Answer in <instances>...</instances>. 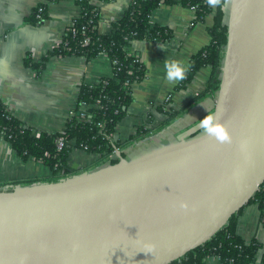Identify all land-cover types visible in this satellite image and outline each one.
Returning <instances> with one entry per match:
<instances>
[{
    "label": "water",
    "instance_id": "obj_1",
    "mask_svg": "<svg viewBox=\"0 0 264 264\" xmlns=\"http://www.w3.org/2000/svg\"><path fill=\"white\" fill-rule=\"evenodd\" d=\"M227 1L212 113L220 131L130 161L117 151V163L82 175L0 189V264H170L248 203L264 182V0Z\"/></svg>",
    "mask_w": 264,
    "mask_h": 264
},
{
    "label": "crops",
    "instance_id": "obj_2",
    "mask_svg": "<svg viewBox=\"0 0 264 264\" xmlns=\"http://www.w3.org/2000/svg\"><path fill=\"white\" fill-rule=\"evenodd\" d=\"M90 2L99 9L100 34L109 32L129 4V0ZM40 3L45 4V15L34 22L31 15ZM78 7L74 0H0V101L35 133L62 131L75 107L79 87L112 74L111 62L104 54L89 59L75 55H50L44 59L78 17ZM149 23L167 28L171 37L166 41L138 40L131 44V51L143 64L144 77L132 85L126 114L113 133L116 150L127 161L205 133L201 119L213 113L217 96V92L203 94L209 67L198 69L183 85L180 80L167 78L168 64L180 61L189 66L192 55L209 42L212 15L195 20L192 10L175 2L158 5ZM27 59L40 68L26 64ZM113 156L117 157V153L110 159ZM65 160L68 169L54 175L40 161L20 159L0 133V189L19 186L17 182L27 180L58 181L112 165L110 160L78 148L72 149ZM235 230L245 242L255 239L264 245V224L255 204L241 210ZM262 255L260 250L249 264H262ZM204 264H217V259L208 257Z\"/></svg>",
    "mask_w": 264,
    "mask_h": 264
},
{
    "label": "trees",
    "instance_id": "obj_3",
    "mask_svg": "<svg viewBox=\"0 0 264 264\" xmlns=\"http://www.w3.org/2000/svg\"><path fill=\"white\" fill-rule=\"evenodd\" d=\"M58 1V0H46ZM80 11L78 17L68 26L59 43L50 50L44 59L50 55H75L92 58L104 54L112 64L110 77L100 79L95 84L84 83L78 89L74 114L69 116L65 127L64 137L67 141L57 150L55 138L60 133H35L15 118L0 101V133L7 140L18 157L22 160L32 158L47 165L54 175L65 172L68 167L66 158L69 152L86 146V152L98 154L110 160L111 164L118 159H110L117 142L113 140L115 126L125 116L127 106L131 100V87L144 77V67L139 57L131 51V44L138 40L166 41L170 39V31L159 25H150L152 11L158 5L180 2L187 8L194 7L195 20H203L212 15V25L208 28L209 42L197 53L192 55L188 71L181 79V85L191 79L201 67H209L210 75L206 80L204 93H215L219 87V76L222 65L223 52L226 44V11L227 0H129L123 15L111 25L109 32L100 34L97 31L99 9L90 0H74ZM39 8L41 11L39 12ZM31 15V20L39 22L45 15V4L37 5ZM88 42L84 43V39ZM25 63L34 68L39 64ZM99 101L103 105L101 110H90L84 118L79 112L80 102L92 103ZM103 124L102 128L98 124ZM49 179L48 182H53ZM35 181H20L16 185H31ZM248 204H255L260 213V220L264 224V182L255 192ZM244 205L233 214L227 224L207 242L189 251L187 254L170 264H204L208 257H215L222 264H249L257 253L263 250L261 263L264 264V245L252 239L245 242L236 233L237 218Z\"/></svg>",
    "mask_w": 264,
    "mask_h": 264
},
{
    "label": "clouds",
    "instance_id": "obj_4",
    "mask_svg": "<svg viewBox=\"0 0 264 264\" xmlns=\"http://www.w3.org/2000/svg\"><path fill=\"white\" fill-rule=\"evenodd\" d=\"M188 71V65L180 61H173L167 65V78L169 80H181L185 77L186 72ZM202 126L206 131L212 133L213 135L217 134L220 131L221 124L216 120L214 114H208L205 118L201 119ZM219 139L227 140L229 136L220 135ZM189 207V202L187 200L179 201V208L187 209ZM149 250L155 247L154 244L148 246Z\"/></svg>",
    "mask_w": 264,
    "mask_h": 264
},
{
    "label": "built area",
    "instance_id": "obj_5",
    "mask_svg": "<svg viewBox=\"0 0 264 264\" xmlns=\"http://www.w3.org/2000/svg\"><path fill=\"white\" fill-rule=\"evenodd\" d=\"M190 10H192L194 13V7H190L189 8ZM39 12L41 11V8H39L38 10ZM72 25V22L69 26ZM88 42V38H85L84 39V43H87ZM135 62H139L141 61L139 57L135 58L134 60ZM112 66V64H111ZM96 83V82H95ZM94 83V84H95ZM103 108V105L99 103V101H95V102H92V103H86V102H80V105H79V112H81V115L80 117L81 118H84L85 115L90 111V110H101ZM74 114V108L69 112V116L73 115ZM103 124H98V127L102 128ZM60 134L55 138V146L57 148V150L61 149L62 146L64 145V143H66L67 141L65 140V137H64V129L62 131L59 132ZM79 149L81 150H84L86 151L87 150V147L86 146H82L80 145ZM117 153V150L116 148L113 150V155H115ZM215 258V257H214ZM217 259V258H216ZM217 264H222L218 261L217 259Z\"/></svg>",
    "mask_w": 264,
    "mask_h": 264
},
{
    "label": "rangeland",
    "instance_id": "obj_6",
    "mask_svg": "<svg viewBox=\"0 0 264 264\" xmlns=\"http://www.w3.org/2000/svg\"><path fill=\"white\" fill-rule=\"evenodd\" d=\"M150 145H153V146H155V147H160V146H162L163 144H143V146H150ZM166 147H169V146H164L163 148H166ZM163 148H161V149H163ZM158 149H159V148H157V151H158ZM135 151H136V150H134L133 152H135ZM124 155H125V157L128 158V153H127V152H125Z\"/></svg>",
    "mask_w": 264,
    "mask_h": 264
},
{
    "label": "snow or ice",
    "instance_id": "obj_7",
    "mask_svg": "<svg viewBox=\"0 0 264 264\" xmlns=\"http://www.w3.org/2000/svg\"><path fill=\"white\" fill-rule=\"evenodd\" d=\"M221 135H223V133H221Z\"/></svg>",
    "mask_w": 264,
    "mask_h": 264
}]
</instances>
